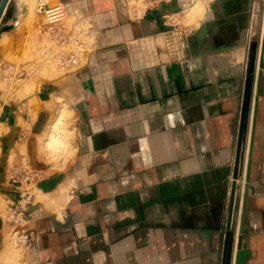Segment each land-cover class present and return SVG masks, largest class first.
<instances>
[{
  "label": "crops",
  "instance_id": "crops-1",
  "mask_svg": "<svg viewBox=\"0 0 264 264\" xmlns=\"http://www.w3.org/2000/svg\"><path fill=\"white\" fill-rule=\"evenodd\" d=\"M59 1L91 53L72 72L0 76V264H234L244 185L245 264H264V0L252 54L254 0ZM22 163L42 175L15 254L3 213Z\"/></svg>",
  "mask_w": 264,
  "mask_h": 264
},
{
  "label": "built area",
  "instance_id": "built-area-1",
  "mask_svg": "<svg viewBox=\"0 0 264 264\" xmlns=\"http://www.w3.org/2000/svg\"><path fill=\"white\" fill-rule=\"evenodd\" d=\"M34 6L35 13L43 17L42 32L46 36L40 52L41 64L63 72L77 70L89 57L91 49L78 38L66 34L60 27L67 18L63 4L59 0L51 4L49 0H37ZM23 73L14 63L0 61V76L11 79ZM41 175V172L34 171L26 163L16 164L8 171V180L17 188L18 198L6 205L3 218L10 228L11 245L18 250H22L30 241V234L23 226L27 220L26 209L33 200V183Z\"/></svg>",
  "mask_w": 264,
  "mask_h": 264
},
{
  "label": "rangeland",
  "instance_id": "rangeland-1",
  "mask_svg": "<svg viewBox=\"0 0 264 264\" xmlns=\"http://www.w3.org/2000/svg\"><path fill=\"white\" fill-rule=\"evenodd\" d=\"M11 4L16 6L9 12L5 14L4 17L0 20V28L4 25L12 24L14 27L9 31H0V36H3V39L0 40V61L6 60L8 62L14 63L19 70H23L22 75H15L11 79L6 76L4 78L12 80L15 78H21L27 75V70L22 67L23 64H26L31 61H37L41 63L40 52L42 46L46 42V36L41 31V26L43 28V17L37 15L33 9L34 0H10ZM150 0H129L128 4L130 5V10L134 7H144L148 6ZM153 1V0H152ZM50 4L56 2L55 0H49ZM21 3H29L27 12H23V6ZM31 4V6H30ZM148 4V5H147ZM30 6V7H29ZM14 11V13H13ZM13 13V14H12ZM17 18V22L14 21L13 17ZM16 26H19L17 29ZM44 69L48 68L45 65H42ZM3 77V76H1ZM12 246V245H11ZM12 251L17 254L18 249L12 246Z\"/></svg>",
  "mask_w": 264,
  "mask_h": 264
},
{
  "label": "water",
  "instance_id": "water-1",
  "mask_svg": "<svg viewBox=\"0 0 264 264\" xmlns=\"http://www.w3.org/2000/svg\"><path fill=\"white\" fill-rule=\"evenodd\" d=\"M8 1L9 0H0V20L2 18V15L4 14V11H5V8H6ZM60 2L63 4L66 11L68 12L67 6L65 5V3L62 1H60ZM122 4H123V2H122ZM258 8H259V0H254L253 1L252 24H251V32H250V48H251L250 54H252V50L254 47V36H255V30H256V25H257ZM26 10H27V5H24L23 6V12H26ZM13 19H14V21L17 22L16 16L13 17ZM13 27L14 26L12 24L4 25L0 28V31H4V30L9 31ZM16 28L18 29L19 26H16ZM166 36L168 37L167 34L165 35V38H166ZM100 52H103V51L102 50H100V51L95 50V54L99 55ZM123 52H125V47L123 45H121V46H115V47L106 49L105 55L108 57H112L114 55H118V54H121ZM250 58H251V56H250ZM258 67L259 68L264 67V21H263L262 36H261V42H260V53H259ZM248 81H249V79H248ZM248 81H247V87H246V92L244 94L243 106H242V111H241L240 128H239V136H238V150H237V153L235 156V162H234V173H233L234 180L232 182V188H231L230 198H229L228 216H227V224H226L227 228L230 227V225H231L233 214H234L235 209H236L235 202H236V196H237V192H238V189L236 188V177H237V171H238V165H239V151H240V146H241L244 120H245L246 101H247V97H248V89L250 87ZM247 167H249V164H247ZM247 190H248V186L244 185L243 200H242V207H241V218H240L239 228H238L239 236L237 238V246H236L237 251L235 252L234 264H245V262L249 256V249L247 248L246 242L244 241L243 236H242L244 211H245V200L247 197ZM29 207H30V205L26 209V214L29 210Z\"/></svg>",
  "mask_w": 264,
  "mask_h": 264
},
{
  "label": "bare ground",
  "instance_id": "bare-ground-1",
  "mask_svg": "<svg viewBox=\"0 0 264 264\" xmlns=\"http://www.w3.org/2000/svg\"><path fill=\"white\" fill-rule=\"evenodd\" d=\"M27 5V4H26ZM27 9H28V5H27ZM26 12H27V10H26ZM26 12H24V13H26Z\"/></svg>",
  "mask_w": 264,
  "mask_h": 264
}]
</instances>
